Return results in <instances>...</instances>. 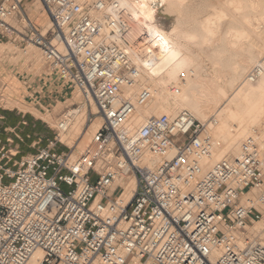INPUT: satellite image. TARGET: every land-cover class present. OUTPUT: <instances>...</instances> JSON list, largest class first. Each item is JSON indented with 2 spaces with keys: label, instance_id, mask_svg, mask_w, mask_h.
Returning <instances> with one entry per match:
<instances>
[{
  "label": "built area",
  "instance_id": "built-area-1",
  "mask_svg": "<svg viewBox=\"0 0 264 264\" xmlns=\"http://www.w3.org/2000/svg\"><path fill=\"white\" fill-rule=\"evenodd\" d=\"M33 1L0 0V40L36 47L46 81L77 89L82 102L32 153L13 159L19 150L2 152L12 139L0 140V264H25L37 249L40 264H264V225L254 229L264 221V141L248 137L238 156L204 170L210 134L190 112L132 123L155 92L121 95L139 70L117 0H38L47 28L30 19ZM262 74L264 55L247 79ZM82 103L88 123L101 124L72 160L58 145ZM145 152L159 157L155 166Z\"/></svg>",
  "mask_w": 264,
  "mask_h": 264
},
{
  "label": "bare ground",
  "instance_id": "bare-ground-1",
  "mask_svg": "<svg viewBox=\"0 0 264 264\" xmlns=\"http://www.w3.org/2000/svg\"><path fill=\"white\" fill-rule=\"evenodd\" d=\"M37 1L35 0L29 5L30 13L33 15L35 23L43 24L47 28L50 26V22L45 14L39 10ZM117 1L131 33L129 41L131 44L127 49L139 70V76L132 85L122 86L121 95L133 99L142 88H152L155 92L146 103L136 107L132 118V123L135 126L141 125L149 117L158 116L162 113L174 115L181 110L190 112L195 119L206 125L210 133V160L205 158L201 161L203 169H206L207 163H215L219 158L218 156H222V158L238 156L241 139L245 142L246 138L251 137L259 143L264 140V125L260 127L256 124L257 118H260L264 124V74L254 82L247 79L248 72L258 62L261 43L258 39V42L254 40L244 46L241 39L248 37H244L246 34L242 33L241 35L237 32V26L240 28V25L236 23L241 22L240 20L238 21L236 18V20H228L223 18L225 15L222 16L221 13L212 18L204 17L202 22L194 19L197 21L195 24L205 26L204 33L194 35L196 37L194 40L190 31L184 29L185 23L192 13H189V7L185 0ZM246 1L238 0L235 7L237 12L238 10L240 12L241 7L243 12V7L245 9L247 5L245 4ZM215 5L217 4L215 3ZM223 5L225 6L226 3ZM222 8L221 6L220 10ZM174 12L178 13L177 20L175 19V24L168 29L157 22L159 16L174 14ZM246 16L244 15L241 19ZM39 18L41 22L37 21ZM246 20L249 22L248 19ZM223 25L224 29L220 30ZM213 36L216 37L213 38ZM191 40L193 44L196 43L197 51L189 47L188 43H192ZM1 56L2 51H0ZM41 59L39 56L36 63ZM206 60L210 61L211 70L215 73L208 79L200 74L202 64H205ZM172 84H178L181 90L176 87L178 93H175L174 89H170ZM6 88L11 90L13 87L9 85ZM231 89L235 90L233 96L229 100L226 98V103L223 104L227 91ZM13 104L14 101L7 100L4 106L11 107ZM84 106L82 103L84 111L82 114L78 115L75 110L69 111V126L66 131L60 134V140L66 142L68 148L75 147L70 154L72 160L85 150L90 143L92 133L101 124V118L96 116L89 124L88 130L83 132V124L86 120ZM18 107L24 110L23 104L18 105ZM95 110V106L92 105V111ZM32 112L36 116L40 115L37 110L32 109ZM76 154L78 155L76 156ZM158 161L159 157L149 152H145L142 159V162L150 167L155 166ZM125 183L126 185L120 194V200L123 204L127 203L132 195L134 179L128 177ZM261 222L255 223L254 229L256 231L263 228L260 226ZM42 254L40 249L35 250L25 264H40Z\"/></svg>",
  "mask_w": 264,
  "mask_h": 264
},
{
  "label": "rangeland",
  "instance_id": "rangeland-1",
  "mask_svg": "<svg viewBox=\"0 0 264 264\" xmlns=\"http://www.w3.org/2000/svg\"><path fill=\"white\" fill-rule=\"evenodd\" d=\"M185 1H186L187 6L189 7L188 8L189 13L190 12H192V13H190L191 16L189 15L190 18L185 23L184 29L189 30L193 36L202 34V33H204V30H205V28H204L205 26L198 25V23L195 24L196 20L197 21L201 20L200 22H202L203 19H205V18H208V17L212 18L215 16H219V14L221 13L222 16L225 15L223 18H226L228 20L229 19H233V20L237 19L238 21L240 20L242 22L241 23V22L237 21L238 23H236L237 25H240V28H238L239 26H237V25L236 26H237V32L239 34L241 33V35H242V33H243V34H246V35H244V37H246V36L248 37L247 39L244 38V39L248 40L247 42L243 38L241 39V41L243 40L242 42H244L243 43L244 46L249 44L248 42H253L254 40L258 42V39H259V42L261 43L260 44V51L261 52H260L257 60L259 61L262 58V56L264 55V30H263L264 29V11H263L264 10V5H263L264 0H248L250 4L247 3L248 1L245 0L246 1L245 4H247V5L245 6L246 7L245 9L243 7L244 13L241 10L242 7L240 9V12H239V10L237 12V10L235 9L236 5L238 4L237 3L238 0L237 1L236 0H234V1L233 0H225L226 2L223 0H185ZM250 1H252V2H250ZM33 2L26 4V11L30 16V19H32L34 21L33 15L30 13V9H29V5H31ZM221 2H222V4H221ZM215 3L217 5H215ZM223 3L224 4L226 3V5H225L226 7L223 5ZM37 4L39 5V10L41 11V5L39 4V2ZM219 5H220V7L221 6L223 7L221 10L224 13L221 12L220 7H218ZM260 5H261V7H260ZM248 6L251 8H249ZM247 7H248V9H247ZM255 7H257V8H255ZM254 10H256L259 13H257ZM234 12L236 13V15H234L235 14ZM244 15L245 16L247 15V16L244 19L243 18L241 19V17H244ZM176 17H178V13L176 14V12H174V14L172 13L169 15H161L158 17L159 19H157L158 20L157 22L161 26H163L164 28L168 29L171 25L175 24V22L177 20ZM194 19H196V20H194ZM246 19H248L249 22ZM40 20H41L40 18L37 19L38 22H41ZM192 21H194V22H192ZM250 21H251V23H250ZM194 24H195V26H194ZM246 24H247V26H246ZM248 24L249 25L251 24V25L249 26ZM223 29H224V25H223V28H221L220 30H223ZM234 29H235V27H234ZM240 29L243 32H241ZM250 33H253V34H250ZM208 34H210V33H208ZM193 36H192V38H193ZM215 37L216 36H213V38H215ZM195 38L196 37L194 36V40H195ZM249 39H250V41H249ZM195 44H193V41H192V43L191 42L188 43V45L191 49L197 51L198 48L196 47ZM198 45L199 44H197V46ZM0 51H2V56L0 57V100H1L0 114H4L6 117L5 123H3L4 120L3 121L0 120V138L3 139L5 137H10L12 139V142H10V144L8 146H6L2 152H4L7 149L9 151L8 153H14L16 150H19L20 151L19 154H17L13 158V159H17L21 155H26V154L34 152L37 147H40L43 144H45L44 137L51 136V134L53 133L52 129L54 128L55 123H56L59 115L62 113V111L66 110V109L74 108L75 106L72 104L80 103L81 94L77 89H75L74 91H72V94H68L65 97V99H62L61 101H59L56 104V106L52 107L50 110H46L43 112L38 111L40 113V115L39 116L35 115L37 120H33V118H31V116L28 112V111L32 112L31 107L22 102V99L18 95V93H19L18 91L20 89H24V83H23L24 79H22V77H24L26 73H29L33 77H36V76L38 77L43 71H45V63L42 61V59L38 63H36L37 58H39V56L41 57L40 51L36 47H34L33 45H26V47L24 48V47H20V46L16 45L15 43L8 42L4 39L0 40ZM201 68H202V70H201L200 74L204 78L208 79V78H211L213 75H215V73H213V70H211L212 68H211L210 61L206 60L205 64H202ZM10 83H12V84H10ZM9 85H12V87H13L11 90L9 88L8 89L6 88ZM176 87H178L181 90V88L178 84H172V86H170V89H173ZM234 92H235L234 89L227 91L223 104L226 103V98L229 100L233 96ZM7 100L14 101V104L12 105L13 108H12V106L11 107H5L4 106V103ZM16 102H18L17 104L19 106L21 104H23L24 110H22V108L20 109L18 107V105L16 104ZM1 107H3L4 113H2L3 111L1 110ZM23 112H25V119H27V123L24 125L26 127L28 124H31V128L28 129V128H24L22 126H19L17 128H11L17 122L18 117ZM83 112L84 111L82 109L80 112H78V115L82 114ZM84 114H86V113H84ZM78 115H77V117H78ZM40 116H42V117H40ZM30 119H31V122H29ZM256 121H257L256 124L260 125V127H262L264 125L261 122L260 118H257ZM89 124L90 123H88V121L86 119L85 123L83 124V132L88 130ZM4 128H7V129L4 130ZM26 134H29V137H27ZM16 135H18L21 139H19ZM34 141L36 143L33 144ZM263 141L264 140H261L260 143H262ZM62 142H63L62 144L58 145V149L71 154L74 151L73 149L75 147L70 149V148H68L66 142H64V141H62ZM243 142L244 141L241 139L240 140V146L242 145ZM212 151H213V153L215 152L214 148ZM78 154H76V156ZM218 157H219V158H217L218 160L222 159V156H218ZM209 160H210V158H209ZM12 163H13V161H10L7 164V166L11 165ZM213 164H214V162H213ZM213 164L207 163L206 165H208V166H205L206 169L211 167V165H213ZM12 168H15V167H12ZM206 169H204V170H206ZM263 225H264V222L262 221L260 223V226L263 227Z\"/></svg>",
  "mask_w": 264,
  "mask_h": 264
},
{
  "label": "crops",
  "instance_id": "crops-1",
  "mask_svg": "<svg viewBox=\"0 0 264 264\" xmlns=\"http://www.w3.org/2000/svg\"><path fill=\"white\" fill-rule=\"evenodd\" d=\"M45 73L46 72L43 71L38 77H33L29 73H26L25 76L22 77V79H24V89H20L18 91V95L22 99V102L39 112L50 110L52 107L56 106L59 101L65 99V97L69 94V89L61 85L57 80H49L47 82ZM1 110L3 111L2 113H4L3 107H1ZM28 112L33 120H37L33 112ZM5 119V115L0 114V120H4L3 123H5ZM29 122H31V119ZM26 123L27 119H25V112H23L18 117L17 122L11 128L22 126L24 128L30 129L31 124H28L25 127L24 124ZM6 129L7 128H4V130ZM27 135L28 134H26V136ZM6 138L7 137L3 139L0 138V140L5 141Z\"/></svg>",
  "mask_w": 264,
  "mask_h": 264
}]
</instances>
